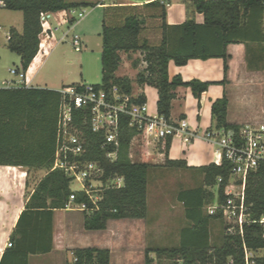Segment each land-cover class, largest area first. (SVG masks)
I'll list each match as a JSON object with an SVG mask.
<instances>
[{
	"label": "trees",
	"instance_id": "trees-1",
	"mask_svg": "<svg viewBox=\"0 0 264 264\" xmlns=\"http://www.w3.org/2000/svg\"><path fill=\"white\" fill-rule=\"evenodd\" d=\"M4 9L21 12L23 30H10L8 49L21 57L22 73L26 74L40 52L45 32L41 15L71 11L80 7H96L97 3L68 2L67 0H0ZM158 2L150 6H157ZM197 12L205 21L198 24L188 20L182 25L171 26L162 13V40L152 45L141 39L143 20L135 7L105 8L102 20V83L94 85L110 91L117 87L121 93L132 95L133 82L128 77H118L122 65V53L142 52L147 67L138 74L140 85L149 84L158 90V115L171 123L172 102L178 87L191 88L200 100L211 83L197 80L185 83L181 77L169 79V63L186 65L190 60L223 59L227 75L230 44L264 40V0H195ZM118 11L122 14H116ZM112 13V14H111ZM115 13V14H114ZM135 65V62L133 63ZM227 76L223 85L227 84ZM135 104L147 103L145 95L132 100ZM61 95L58 91L37 88L0 89V166L20 167L28 170H45L46 176L38 183L26 208L10 236L12 247L5 250L0 264H30L32 256L46 255L53 251L54 213L65 209L71 194V181L63 170H53L57 147V128ZM229 99L225 94L212 105L214 130L233 131L239 139L243 127L228 122ZM85 111H76V124L85 141L87 152L82 161L97 162L105 169L103 181L114 176L125 178V187L108 189L103 193L99 209L83 214L87 231H105L111 220H143L148 216V188L151 169L145 162L130 159V145L138 130L128 125L124 117L120 127V145L104 146V135L94 133L88 123L83 124ZM172 137L160 141L159 151L166 156L165 166L170 169H190L184 160H170ZM117 150L115 160L107 157ZM232 165L223 159L221 165L200 167L203 184L198 188L181 190L177 200L185 209L189 223L180 231L177 247L146 250L145 264H154L151 252L159 258L158 264H245L243 245L256 253L264 251V226L253 223L245 227L244 239L227 235L221 212L209 215L205 212L213 204L217 187L218 202L226 201L224 194L231 177ZM222 179L219 184L218 179ZM77 203L92 201L84 192H76ZM246 204L254 221L264 217V166L251 172L247 178ZM219 222L223 237L220 245H211L212 222ZM74 264H111L109 249L96 247L73 250ZM164 260V261H163ZM256 264H264V255L255 258Z\"/></svg>",
	"mask_w": 264,
	"mask_h": 264
},
{
	"label": "crops",
	"instance_id": "crops-1",
	"mask_svg": "<svg viewBox=\"0 0 264 264\" xmlns=\"http://www.w3.org/2000/svg\"><path fill=\"white\" fill-rule=\"evenodd\" d=\"M67 1L69 2V0ZM85 2L97 3L96 7L102 10L103 15L105 8H137L135 12L143 20L141 39L147 40L152 45H158L162 40L161 16L164 9L166 11V22L171 26L182 25L188 20H194L198 24H203L205 21L203 14L196 10L195 0H87ZM154 2H158L159 5L150 6ZM71 11H60L48 15L47 29L49 31L43 34L40 52L26 72L24 79L21 80L19 77H16V79L3 80L0 82V89L35 88L33 86L35 76L39 68L42 67L44 59L40 61L36 68L34 64L41 57V53H44V51L48 52V47L50 46L51 39L54 38V33L59 28L75 22ZM17 13L19 12L8 11L0 6V48H8L7 37L12 28L22 33L23 15L21 12L19 13L20 16L15 15L18 19L15 21L17 24L7 26L11 22L1 20V18H6V15L9 16ZM116 14L120 15L122 12L118 11ZM80 43L81 45L84 43L81 37ZM227 51L230 56L227 75L224 70V61L219 58L209 60L193 59L183 66H177L173 61L169 63L168 73L170 80L179 76L185 83L193 80L211 83V86L203 93L200 100L193 95L191 88L178 87L175 91L176 97L172 102L171 124L180 126L185 121L187 129L184 133L173 138L169 158L174 161H186L190 167L189 171L195 170L198 172L197 169L200 167L213 163L218 165L220 161L217 155V146L208 142L205 139V134L211 131H219L214 130L215 122L212 117V105L216 100L223 98L225 94L229 99L228 122L230 124L241 127L264 124V40L230 44ZM2 55V50H0V58ZM125 55L127 56V54ZM135 56H137L135 57V84L133 83L134 93L131 96L135 99L139 95H145L147 98L148 114L154 117L158 115L159 93L153 86L149 84L140 85L137 82L138 74L147 65L143 61L144 56L142 52L135 53ZM117 76L120 77L119 75ZM226 76L228 82L226 85H223L222 82L225 81ZM37 89L59 91L51 87L40 88L38 86ZM187 137L189 138L188 142L185 141ZM156 144L159 146L160 142L151 146L148 155L144 154V151L142 152V149L139 148L142 159L139 157L138 162H145L154 167L165 168L166 170L170 169L165 166L167 159L165 154L160 151L157 154L154 153ZM156 158L160 164L149 163L155 162ZM46 174L47 171L45 170H28L20 167L0 166V260L8 248L10 236L17 225L22 211L25 210L36 186ZM33 175L34 177L32 178ZM212 192L217 195V187L212 189ZM77 212L82 213L81 215L84 214L83 211L66 209L55 211L53 251L46 255L32 256L30 264H47L48 256L59 250L62 251L63 248L70 249V245L75 246L78 244L75 239L76 233L72 235L74 224H68L69 219L70 222H73L71 217L73 213ZM81 223L84 226L83 217L78 222L76 221L78 225ZM88 232L104 233V231ZM102 236L104 235H101L98 240L94 238L92 241H88L91 244L90 246L87 243V246L84 245V247L78 248L96 247L105 249L103 248L105 240L101 239L103 238ZM94 241L97 243L93 244ZM59 243L63 245V248H61Z\"/></svg>",
	"mask_w": 264,
	"mask_h": 264
},
{
	"label": "built area",
	"instance_id": "built-area-1",
	"mask_svg": "<svg viewBox=\"0 0 264 264\" xmlns=\"http://www.w3.org/2000/svg\"><path fill=\"white\" fill-rule=\"evenodd\" d=\"M0 6L3 7L2 3ZM48 15L50 14L41 15L44 34L49 31L47 29ZM79 16L82 20L86 14L82 12ZM7 39H10V34ZM74 46L77 52L82 51L79 36L74 37ZM10 73L21 80L25 77L22 71L15 69H11ZM58 92L61 95V102L53 170H63L70 179L71 185L77 183L81 186L80 190H72L73 193L65 206L66 210L83 212L98 210L106 190L125 187L123 176H114L105 183L102 180L105 169L99 163L79 160L87 150L76 124V111H85L82 123H88L92 132L104 135V146L109 145L116 149L120 145L122 118L127 117L129 127L138 130V135L133 137L130 145V159L133 162H136L135 147L141 148L142 152L148 155L150 147L155 142H160L167 137L174 138L187 129L185 121L180 126H175L162 116H150L146 103L135 104L131 95L121 93L117 87L106 91L94 85L81 84L63 87ZM205 139L217 146V155L220 159L218 165H221L224 158L232 165L230 181L224 192L226 201L220 204L217 194L215 202L208 206V214L215 215L220 211L226 234L244 239L246 226L256 222L264 226V217L254 221L246 204L247 178L251 172L264 166V124L243 127L239 139L235 138L233 131L225 130L207 132ZM185 141L188 142L189 138L187 137ZM116 156L117 150L107 155L112 160H115ZM221 182L222 179H218V183ZM76 192H84L92 201L93 207H89L86 202L77 203ZM7 246L12 247L10 241ZM243 249L245 264H256L255 258L261 255L248 249L245 244ZM179 264L184 263L180 261Z\"/></svg>",
	"mask_w": 264,
	"mask_h": 264
},
{
	"label": "rangeland",
	"instance_id": "rangeland-1",
	"mask_svg": "<svg viewBox=\"0 0 264 264\" xmlns=\"http://www.w3.org/2000/svg\"><path fill=\"white\" fill-rule=\"evenodd\" d=\"M87 0H69V2L82 3ZM85 12L86 17L81 20L80 13ZM5 13V12H4ZM20 13V12H19ZM6 15L10 24H17L15 15ZM6 14V13H5ZM75 22L59 28L50 41L48 52L41 53V57L35 62V68L44 59L42 67L35 76L33 86L37 88H55L76 85H101L102 83V31L103 12L97 7H80L71 11ZM3 16V14H2ZM9 17V18H7ZM50 20V19H49ZM2 21V22H3ZM79 36L84 40L82 51L77 52L74 46V37ZM2 57L0 58V82L3 80L16 79L10 73L11 69H21V57L11 52L8 48L1 47ZM122 55V66L117 72L120 77H128L135 84V53ZM135 86V85H134ZM159 143V142H155ZM151 148V147H150ZM159 146L156 144L154 153L157 154ZM135 161H139V148L134 149ZM115 158V157H113ZM141 158V157H140ZM142 159V158H141ZM156 158L151 164H160ZM34 175L32 176V178ZM203 184V176L200 172L187 169H165L153 167L149 177L148 188V216L143 220H111L104 233L88 232L83 224H76L83 215L73 213L68 224H74L75 246L63 248L62 251L48 256L47 264H74L73 249L87 246L88 241L94 238L98 240L101 235L105 240L103 248L111 252V264H145L147 249L154 251L157 248L177 247L180 243V231L189 225L185 217V209L177 200L180 190L198 188ZM73 190H80L77 183L71 185ZM208 204L205 212H208ZM61 220V219H60ZM59 220V222H60ZM223 237L222 227L219 222L213 221L211 225V245L218 246ZM97 243L94 241L93 244ZM91 244L88 243V246ZM73 247V248H72ZM263 256L264 252H258ZM155 259L154 264L159 263L155 252H151ZM164 261V260H163ZM165 264H169L164 261Z\"/></svg>",
	"mask_w": 264,
	"mask_h": 264
},
{
	"label": "bare ground",
	"instance_id": "bare-ground-1",
	"mask_svg": "<svg viewBox=\"0 0 264 264\" xmlns=\"http://www.w3.org/2000/svg\"><path fill=\"white\" fill-rule=\"evenodd\" d=\"M43 43V42H42Z\"/></svg>",
	"mask_w": 264,
	"mask_h": 264
}]
</instances>
